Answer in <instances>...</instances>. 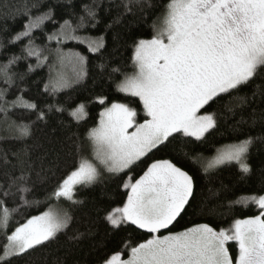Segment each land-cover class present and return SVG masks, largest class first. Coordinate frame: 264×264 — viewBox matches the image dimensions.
I'll return each mask as SVG.
<instances>
[{
	"label": "snow or ice",
	"instance_id": "1",
	"mask_svg": "<svg viewBox=\"0 0 264 264\" xmlns=\"http://www.w3.org/2000/svg\"><path fill=\"white\" fill-rule=\"evenodd\" d=\"M146 0H121L123 13L133 8L143 10ZM72 0H68L71 5ZM102 0L84 3L80 12L72 11L70 18L62 22L55 19L54 9L49 8L33 16L31 10L39 7V0L31 4L24 0L23 11L27 16L23 30L9 40V44L27 39L19 55L13 54L7 63H0V81L7 87L0 88V140L24 141L31 136L36 121H46L48 114L34 102L25 100L21 94L7 99L9 89L16 84V77L23 81L24 73H12L10 68L21 60L35 57L36 67L42 59L54 56L60 66L70 65L71 78L58 73L50 78L45 92H57L79 83L87 76L88 57L79 51H64L62 45L72 42L83 45L93 56L103 57L106 36H93L86 29H95L100 23L99 9ZM151 7V4H148ZM6 14L11 15L12 5L4 4ZM15 19V15H13ZM159 22L152 25L151 39H139L134 44L132 57L135 71L124 73L112 68L109 79L115 90L125 97L137 98L142 106L143 122L135 100L106 104L107 98L99 96L96 102L106 105L99 113L96 126L87 130L83 140L77 137L76 161L47 194V199L67 201L70 205L82 204L76 199L80 188L91 187L100 181L102 172L127 176L123 188L128 189L122 206L113 208L104 220L113 231L134 226L146 233L147 238L136 244L122 243L119 250L105 254L99 264H264V194L243 195L229 201L228 210L236 206L248 209L253 206L257 214L245 218H233L227 227L215 228L208 223L196 224L179 232H172L177 218L187 211L194 197L195 177L170 159H156L149 163L139 178L133 179L131 169L154 151L173 146L186 159L200 164L207 174L221 166L235 164L247 176L251 172L247 163L250 148L264 137L248 136L245 139L217 148L210 159L195 153L193 142H204L206 134L218 128L215 112L207 111L212 103L228 97L225 107L234 111L248 100L239 96L264 72V0H168ZM48 22L59 24L51 33H46L48 43L36 45L33 33L43 30ZM117 16L113 23H119ZM113 23L106 26L111 29ZM116 38V37H114ZM55 41L56 47H49ZM4 44L0 42V48ZM47 52V55H45ZM108 65L99 64L101 72ZM33 70L29 64L28 71ZM120 73L121 79L113 75ZM257 95L256 92L253 96ZM264 97V87L259 88ZM23 108L36 114V121L16 122L9 113ZM205 111L201 113V110ZM62 113L60 106L49 107V112ZM69 115L76 124L86 116V106L80 103ZM256 123L255 118L253 124ZM85 145L90 157L85 154ZM16 163L12 164L7 154L0 156L2 166L11 165L13 171L4 175L7 183H0V235L5 242L0 245V264H16L18 260L46 248L65 234L73 216L68 209L49 207L48 211L19 221L9 233L12 216L21 208L38 205V200H29L33 187L29 185L33 165L26 150L13 152ZM19 170L14 175V170ZM39 176L40 173L38 172ZM19 195L15 207L8 206V198ZM214 214L215 210H210ZM167 232V234H163ZM88 233L76 232L69 240L78 244ZM235 246V255L229 245ZM125 253L127 258H123ZM55 264H61L59 259Z\"/></svg>",
	"mask_w": 264,
	"mask_h": 264
},
{
	"label": "trees",
	"instance_id": "2",
	"mask_svg": "<svg viewBox=\"0 0 264 264\" xmlns=\"http://www.w3.org/2000/svg\"><path fill=\"white\" fill-rule=\"evenodd\" d=\"M32 2L33 0H28L29 4ZM90 2L91 0H72L69 5L68 0H39V7L32 9L31 14L35 16L52 8L55 12V19L62 22L63 19L70 18V12L79 13L84 3ZM167 2L168 0H146L143 10L133 8L132 12L123 13V8L120 6L121 0H102L98 13L100 23L95 29L85 31L93 36L105 34L106 49L103 57L93 56L86 48L77 46L80 53L88 57L87 76L78 84L61 90L55 95L44 90L54 69V56H49L47 60L42 59L39 67H36L35 57L21 60L11 66L12 73H24L25 76L23 81L19 80L18 76L16 77V84L9 89L7 99H15L23 90L24 99L39 105L40 109L48 114V118L46 121H36V114L23 108H16L8 114L10 119L16 122L36 121L28 139L24 141L0 140V156L7 154L11 163L15 164L16 159L12 156L13 152L21 150L28 152L25 159L33 165L29 181L33 191L28 194L27 198L40 202L38 205L21 208L18 213H14L8 231L11 232L17 221L23 223L28 217L39 215L47 211L49 207L59 206L68 209L73 216L72 223L65 234H59L58 239L46 248L18 260L16 264H55L57 259L61 264H99L103 255L119 250L122 243L136 244L147 238L148 234L136 230L134 226L121 227L113 231L104 220L108 211L122 206L126 200L128 190L123 188V184L127 176L124 173L119 176L103 174L98 183L91 187L80 188L76 199L83 203L75 206L63 200L57 201L54 198L48 200L47 194L74 166L77 137L83 140L87 130L98 123L99 113L106 105L98 104L97 97H106L107 105L114 101L135 100L136 103L131 106L137 107L140 112L138 120L143 121L139 101L116 92L114 83L109 79V73L112 68H119L122 72L129 74L133 72L134 44L139 39L152 38L154 35L152 25L154 22H159L158 18L161 17ZM149 3L151 7L148 6ZM4 4L12 5L11 15L6 14ZM23 4L24 0H0V42L4 44V47L0 48V63H7L13 54L19 55L27 43V39L16 44L8 43L12 36L23 30V25L27 20V16L15 12L17 6L22 12ZM117 16H120V22L113 23ZM110 23H113V26L106 31V26ZM58 27L59 24L54 25L48 22L42 31L36 30L33 33L36 45L43 47L48 43L45 34L51 33L54 28ZM49 47L54 49L55 41H52ZM102 61L108 65L104 72H101L99 68ZM29 64L33 65L32 71H28ZM113 75L117 80L122 78L120 73ZM5 87L7 86L0 81V88ZM262 87H264V72L240 90L238 95L247 96L248 100L240 107H236L234 111L229 112L225 107L228 97L219 99L207 107V111L216 113L218 128L211 134H206L207 139L204 142H193L189 147H194L197 155L207 159L215 154L217 148L225 144L237 142L248 136L264 137V97L259 95V88ZM254 92L257 95L253 96ZM80 103L85 104L87 116L76 124L69 113ZM50 106L53 109L55 106H60L65 110L62 113H56L54 110L49 112ZM204 111L202 109L201 113ZM254 118L255 124H253ZM0 119H3L2 113H0ZM0 135H6V133L0 132ZM85 154L90 156L86 145ZM156 159H170L195 177L194 197L187 211L182 213L171 227L172 232H179L200 223H208L215 228L227 227L233 218H245L257 214L253 206L248 209L236 206L229 211L228 204L229 201L243 195L264 194V141L257 140L250 148L247 163L250 165L251 172L247 176L243 175L235 164L228 167L222 166L205 174L201 171L199 163L186 159L183 153L174 151L172 145L151 153L131 169L130 175L133 179L139 178L147 165ZM6 171H13L11 165L5 168L0 161V183H7L4 175ZM13 174L18 175L19 170H14ZM14 200L19 203L18 194L16 197L8 198L9 207L16 206L13 203ZM213 209L214 214L210 212ZM89 230H91V235L86 236L78 244L69 240V237L77 231L88 233ZM4 242V237L0 235V245ZM230 248L232 254L235 255V246L230 244Z\"/></svg>",
	"mask_w": 264,
	"mask_h": 264
},
{
	"label": "rangeland",
	"instance_id": "3",
	"mask_svg": "<svg viewBox=\"0 0 264 264\" xmlns=\"http://www.w3.org/2000/svg\"><path fill=\"white\" fill-rule=\"evenodd\" d=\"M77 46H82V47H84V48H86L85 46H83V45H78V44H75V43H72V42H69V43H66V44H64V45H62V48H63V50L64 51H68V50H75V51H79L80 52V50L79 49H77L76 47ZM87 49V48H86ZM133 54H134V52H133ZM53 64H54V69H53V71H52V74H51V78H53V77H55L58 73H63V74H65L66 76H68L69 78H71V76H72V74H73V69H72V67L70 66V65H65V66H60V64H59V62L56 60V58L54 57V62H53ZM53 67V66H52ZM133 68H134V65H133ZM135 71V68H134V70H133V72ZM76 84H78V83H74V84H72L70 87H72V86H74V85H76ZM69 88V87H68ZM67 89V88H66ZM63 90H65V89H63ZM137 99V98H136ZM138 100V99H137ZM142 107V106H141ZM142 115H143V111H142ZM98 121H99V119H98ZM141 122H143V121H141ZM90 155H91V153H90ZM215 155V154H214ZM213 155V156H214ZM90 157V156H89ZM212 157V156H211ZM210 157V158H211ZM210 158H207V159H210ZM222 167V166H221ZM103 174H108V173H106V172H102V175ZM128 190V189H127ZM67 202V201H66ZM54 207H56V206H54ZM59 207V206H58ZM49 210V209H48ZM47 210V211H48ZM163 234H167V232H164ZM231 244V243H230ZM229 247H230V245H229ZM230 250H231V248H230ZM123 258H127V254L125 253V255H124V257Z\"/></svg>",
	"mask_w": 264,
	"mask_h": 264
}]
</instances>
